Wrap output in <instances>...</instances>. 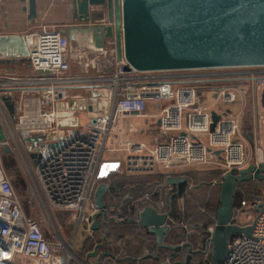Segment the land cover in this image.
Wrapping results in <instances>:
<instances>
[{
    "label": "built area",
    "instance_id": "built-area-1",
    "mask_svg": "<svg viewBox=\"0 0 264 264\" xmlns=\"http://www.w3.org/2000/svg\"><path fill=\"white\" fill-rule=\"evenodd\" d=\"M24 37L32 76L0 77V123L6 136L0 142V264H85L75 254V239L71 242L64 239L59 216L71 213L73 221L78 222L77 229L82 224L90 227L98 211L95 190L108 175L149 176L207 165L220 168L224 174H238L251 163L264 162L261 145L250 157L247 135L241 133L238 116L230 108L237 100L230 82L239 81L243 85L244 81H257L253 94L254 99L259 95L261 101L264 76L209 72L212 69L183 70L196 72L188 75L139 72L134 68L128 71L124 55L118 57L116 42L107 48H97L92 38L89 50L98 54L97 63H101L99 55L112 56L113 72L92 78L72 76L73 48L62 30L43 26ZM205 83L214 84L212 92L226 107L217 112L221 119L213 132L214 110L204 105V91L199 86ZM72 87L106 89L107 106L98 110L94 118L89 117L87 110L73 111L75 103L87 99L86 95L69 94ZM5 98L13 105L12 109ZM98 99L100 104L104 97ZM149 102L159 104L160 108L150 114ZM60 112H73L78 125L61 128ZM81 113L87 114L83 124ZM132 116L158 121V128L168 138L153 146L126 139L125 120ZM62 131L64 139L48 140L52 133L60 136ZM29 138L40 141L32 151L28 146L33 144L26 143ZM4 148L11 152L4 155ZM118 151L124 154L123 168L104 162L105 153ZM218 151L220 155L215 154ZM33 153L37 165L31 157ZM7 156L18 162L27 190L42 210L48 229L26 211L13 174L6 167ZM192 189L189 185L184 195L189 196ZM259 203L264 202H242L234 209L233 222ZM160 214H168V221L171 218L169 213ZM183 227L189 229L187 225ZM214 230L215 226L208 228L210 238ZM163 264L172 263L168 260ZM224 264H264V210L257 218L251 238L240 235L231 239Z\"/></svg>",
    "mask_w": 264,
    "mask_h": 264
},
{
    "label": "water",
    "instance_id": "water-1",
    "mask_svg": "<svg viewBox=\"0 0 264 264\" xmlns=\"http://www.w3.org/2000/svg\"><path fill=\"white\" fill-rule=\"evenodd\" d=\"M27 5L23 11L28 13V21L38 18L37 0H21ZM102 7L104 13L94 12L92 8ZM75 19L78 26L62 30V33L75 42V33L92 35L97 48H107L116 42L118 57L124 55L129 66L139 72L183 71L219 68H242L264 66V0H73ZM107 20V23H92L93 20ZM14 61H29V49L23 35H0V64ZM86 99L74 104L73 111L87 110L94 118L98 110L107 106V91L87 89ZM101 103H98V98ZM9 109V99L5 98ZM261 105L264 108V91ZM67 107L69 105H66ZM62 107V106H61ZM73 112L58 114L61 128L76 127L78 118ZM221 115L212 111L213 132ZM94 121V120H93ZM73 135V131L71 132ZM184 136V134H183ZM252 140L253 135H247ZM5 132L0 123V142L5 140ZM64 139L52 133L48 140ZM39 140L27 139L32 143L28 150L35 149ZM50 148H56L50 145ZM4 155L9 148H4ZM220 155V151L215 153ZM34 164H38L36 154H31ZM254 157V155H253ZM252 181L264 182V162L251 163L238 174L226 172L220 183V206L216 213L214 234L207 241L205 250H194L188 243L173 246L164 243L171 231L168 214H160L153 207L147 206L139 215L138 223L156 236V245L162 249L177 251L188 248V256L211 253L210 264H224L229 254V245L233 236L242 235L251 238L257 218L264 210V203L254 207L258 214L251 225L241 226L234 223L236 191L239 184ZM187 183L186 177H168V186L179 187ZM110 190L107 183H101L95 190L94 199L97 213L93 215L91 230L100 231L106 222L107 203L105 198ZM105 236L102 237V240ZM104 242L97 245L88 254L95 258ZM105 254H101L102 258ZM106 255H112L106 252Z\"/></svg>",
    "mask_w": 264,
    "mask_h": 264
},
{
    "label": "crops",
    "instance_id": "crops-1",
    "mask_svg": "<svg viewBox=\"0 0 264 264\" xmlns=\"http://www.w3.org/2000/svg\"><path fill=\"white\" fill-rule=\"evenodd\" d=\"M26 3H23L21 0H2L0 3V17L3 20V32H0V35H25V30L24 28H19L21 25H19L20 21L22 22V19H26V24L27 26L30 28L28 31H32L34 29H39L43 26H47V27H54L58 30H63L69 27H73V26H78L79 22L75 19V15H74V8H73V0H37V11H38V18L36 20H32L31 22L28 21V13L23 11V8L26 6ZM94 10V12H99V13H104L107 15V11L102 8H92ZM19 12V14H18ZM19 15H23L24 18L21 19V17ZM92 23H107V20L105 19H101V20H93ZM27 32V33H29ZM26 33V34H27ZM75 37V42L71 41V45L73 48V52H72V58L70 59V63H71V75L72 76H79V77H86V78H92V77H96L101 73H112L113 72V58L110 55H99L101 58V63L98 64L96 61V58L98 57V54L94 53L93 51L89 50V46L91 43V38L93 39L92 35H84V34H80V33H75L74 34ZM110 47V46H109ZM101 71H100V70ZM32 76V69H31V65L30 62H23V61H14L11 64H0V77H13V78H25V77H30ZM103 88V87H102ZM106 90V89H104ZM87 89L82 88V87H72L70 88V91H68L69 94L71 95H82L84 96L86 93ZM107 91V90H106ZM205 93L208 92H204V105L212 108L214 111L216 112H220L226 109V107L224 106V104L220 101H217L216 95L212 92L211 95L208 97L205 95ZM18 96V95H17ZM15 96V97H17ZM160 108V105L157 103H152L149 102L148 104V112L150 114L156 112L158 109ZM217 108V109H216ZM152 122L153 126L152 127H146V125ZM125 125L127 128V133L125 138L129 139V140H134V141H140V142H144L150 146L156 145L157 143H159L160 141H165L168 138V135H164L163 132L158 128V121L152 120L151 118L148 119H141L138 117H128L125 120ZM262 127V126H261ZM260 126L257 127L258 130H254V133H252L253 138L252 140H249L248 137V141L250 143H252L253 141H258V138L260 139V141H264V136H262V134L264 135V131L262 130L263 128H261ZM260 132V133H259ZM262 132V134H261ZM249 153V152H248ZM250 157L253 154H249ZM251 159V158H250ZM103 160L106 164H111V165H118L121 168H123L124 166V154L121 151L115 152V153H105ZM6 162V159H5ZM16 162V161H15ZM17 168H18V174L21 175L23 178L25 177L20 169V166L18 164V162L16 163ZM192 175V172H188L185 169H175L173 172L171 173H164L163 171H160L159 173L155 174V175H149L148 178H151L150 180H152L149 184V187L153 186V191L150 193H146L144 196L145 200H151L152 195L156 194L158 192V190L160 189L163 192V195H165V197H163L159 208L158 205L156 207L152 206L157 212L159 213H167V212H163V210L167 207L168 204V198L171 196L173 198L174 195H178L179 193V187H175V186H168L166 184V182H162L160 183L158 180V177L161 175H167V179L168 177H186L187 178V182H188V178L189 175ZM15 175V176H14ZM14 182H15V177L17 176L16 174H14ZM113 176L114 178H118V176H122L121 174H111L108 175L107 177L103 178L101 183H107L110 187V184L105 181L106 179H108V177ZM127 176V175H125ZM130 177V176H127ZM259 182L254 181V185H245L243 190L247 191L248 194L249 192H251V188L256 187V186H260L258 184ZM188 186L191 185L189 183H187ZM218 183L216 182V180L212 181V187L215 188V186ZM220 184V183H219ZM16 185V183H15ZM27 185V184H26ZM188 186L186 187V189L184 190V192L187 190ZM218 186V185H217ZM17 187V186H16ZM200 186H193V190L194 192H198ZM264 189V185L262 187ZM184 192L182 194V197H180V206L183 205L184 202ZM264 193V191H263ZM190 194V192H189ZM215 194V193H214ZM208 196V195H207ZM107 197V196H106ZM170 197V198H171ZM128 199H130L131 197L128 196ZM208 198L211 200V195L208 196ZM212 198H214L212 200V204L215 205L217 204L216 200L217 197L214 195ZM106 200V198H105ZM199 200V199H198ZM219 205L220 206V193H219ZM247 202L251 203L250 200H248ZM217 207V210H218ZM248 214L254 215L252 213V211H248ZM247 214V218L245 217H240L237 221L236 224L241 225V226H248L249 224H251L255 219L250 220L248 217H250ZM118 220H120L119 216L116 217ZM252 221V222H250ZM104 224V223H102ZM172 224H174L177 227L183 228L181 229V231L186 233V240L185 242L189 243L190 237L193 235H200L199 231H198V225L197 224H188L185 223L184 221H176L174 218H170V220L168 221V225L172 226ZM184 225L188 226V230L184 229ZM216 225V224H215ZM103 226V225H102ZM90 233L92 236L93 235V231L90 229ZM88 237V236H87ZM87 240V239H86ZM86 242V241H85ZM184 242V243H185ZM103 243V242H102ZM99 245L96 243V245L90 250L88 251V247L86 249V246L84 244L82 250L80 253L76 252L77 257L79 258H83L84 260H86L88 254L92 253L95 250V247ZM114 246H116V250L112 249L111 250H104V246L102 248L99 249V252L97 254V256L95 258H90L88 262H90L91 264H99L100 263V255L101 254H105L106 252H111L112 255H116L117 252L119 251V249L122 248L123 242L121 240L118 241L117 244H113ZM74 249H75V245H74ZM194 249V248H193ZM196 250V249H195ZM147 255H154L155 252L153 250H148L146 251ZM130 255L133 254V251H130L129 253ZM104 255V256H105ZM103 256V257H104ZM194 256V255H193ZM125 257H128V255H126ZM130 257V256H129ZM119 260L123 261L126 258H118ZM168 261V260H167ZM139 263L141 261H138ZM166 263V262H163ZM161 263V264H163ZM172 263V262H171ZM141 264H148V261L145 262H141ZM175 264V263H172ZM178 264V263H176Z\"/></svg>",
    "mask_w": 264,
    "mask_h": 264
},
{
    "label": "trees",
    "instance_id": "trees-1",
    "mask_svg": "<svg viewBox=\"0 0 264 264\" xmlns=\"http://www.w3.org/2000/svg\"><path fill=\"white\" fill-rule=\"evenodd\" d=\"M202 91L208 89H213L214 84H200L199 85ZM16 162L11 157H6V167L12 174H18V169L16 170ZM189 175V174H188ZM218 175V174H217ZM188 178L189 184H193V175H189ZM151 178H130L125 175L118 176L114 178L113 176L108 177L105 181L110 184V190L106 197L107 203V216L106 222H109V225L106 223L101 225L100 231H96L93 235L98 236L99 243L110 242L117 244L119 240L123 242L122 248L119 249L116 255H105L100 259L99 264H107V260L112 264H141V262L148 261V264H161L169 260L172 263L178 264H210L211 253L208 256L201 254H196L194 256H188V248H183L177 251H172L168 249L159 248L156 245V236L152 234L147 228L142 227L139 223V211L146 208L147 206H154L159 208L161 201L165 195L159 189L158 192L152 195L151 200H145L144 196L146 193L153 191V186L149 187V184L152 180ZM160 183L167 181V175H161L158 177ZM187 183L181 184L179 186L178 195H174L173 198H168L167 207L163 212L170 214V217L174 218L176 221H184L189 224H197L198 231L200 235H193L190 237L189 243L193 246L194 250H205L206 243L210 238L208 233V228L215 226L216 224V213L217 207L219 205V193L217 197V204L213 205L212 203H203L202 206L200 201L193 199L192 196H185L183 202V208H180V197L186 187ZM261 188L264 185V182H259ZM194 185V184H193ZM245 185H254V181L239 184L236 191V203L235 209L240 207L242 202L250 200L251 202H264V193L263 188L262 192L259 190L251 192L244 191L243 188ZM200 186L201 189L204 186H209L212 188V182H199L194 185ZM219 186V185H218ZM260 187V186H259ZM131 198L128 199L127 197ZM186 203H192L194 209L192 213H189L188 218H184L181 214L184 215V206ZM252 213L257 217V213L254 211V208L250 209ZM119 216L120 220L116 217ZM255 217V218H256ZM186 219V220H185ZM252 222V221H251ZM180 227L172 224L171 231L165 237L164 243L167 245H181L186 240V233L181 231ZM89 236L90 238L86 240L85 246L86 249L88 244L91 245L90 251L95 245L93 244L94 236ZM105 236V239L102 240V237ZM239 236V235H237ZM236 237V236H233ZM92 243V244H90ZM93 245V246H92ZM153 250L154 255H147L146 251ZM130 251H133V254L130 255ZM128 255V257H125ZM130 256V257H129ZM118 258H126L121 261ZM138 261H141L140 263Z\"/></svg>",
    "mask_w": 264,
    "mask_h": 264
},
{
    "label": "rangeland",
    "instance_id": "rangeland-1",
    "mask_svg": "<svg viewBox=\"0 0 264 264\" xmlns=\"http://www.w3.org/2000/svg\"><path fill=\"white\" fill-rule=\"evenodd\" d=\"M19 14V12H18ZM22 18L23 15H19ZM23 21L19 23V25H21L19 28H24L25 30V34L27 32H29L28 30L30 29L27 24H26V19H22ZM3 20L0 17V32H3ZM200 72V71H197ZM209 72H213V73H231L233 74H245L247 77L252 76V75H256V76H264V66H260V67H242V68H219V69H212L209 70ZM196 72H192V71H170V72H165L164 74H168V75H188V74H193ZM254 83V86H253ZM257 83V81H256ZM255 82H245L243 83V85L240 84L239 81H234V82H230V86L236 91L237 93V100L236 102L230 106V108L233 110L234 114L236 116H238V120H239V124H240V130L241 133L246 136L249 133H254V130H258L257 127H261L263 128L262 130L264 131V108L261 105V101H259V95L258 97L256 96L254 99V94L253 92H255ZM262 85V84H261ZM257 89V88H256ZM213 90L212 89H208L204 92H208L205 93L206 96H210ZM214 93V92H212ZM262 94V93H261ZM17 96V95H14ZM262 98V95L260 96V100ZM217 109V108H216ZM85 113H81L79 114V116L81 117V124H83L86 120V118L84 117ZM153 124L152 122H149L146 127H152ZM260 130V129H259ZM258 130V131H259ZM260 133V132H259ZM262 134V132H261ZM262 136H264L262 134ZM259 145H261L264 148V141H260V139L258 138V141H253L252 143H250L249 141L247 142V149L249 154H253L255 152V150L259 147ZM16 170L18 169L17 166L15 168ZM186 170L188 172H192L193 175V180H191V182L195 185L196 183L199 184V182L201 181L203 182H212L213 180H216V182L218 183L217 185L219 186H215V188H211L209 186H204L202 187L198 192H194V190L192 189L190 191L189 197L192 196V198L195 199H199L201 205L203 206V203H211L212 200L214 198H212L214 195L217 196L218 192L220 191V184L223 181V175L224 172L223 170H221L220 168H215L213 166L207 165V166H194V167H187ZM218 174V175H217ZM14 175V174H13ZM15 176V175H14ZM146 178L148 179V176H130V178ZM15 183H16V188L18 189L20 196L22 198V201L24 203V207L26 208V211L33 216L38 222L40 223H44V227L45 229H48V222L44 221V217H43V212L42 210L38 207L36 200L34 199V197L28 192L27 190V185H26V181L25 178H23L21 175L17 174V176L15 177ZM193 184H191L192 186H194ZM251 190L256 191L259 190V192L262 190L261 187L256 186L251 188ZM264 191V189L262 190ZM261 191V192H262ZM215 193V194H214ZM211 195V200L208 198V196ZM183 208V206H180V208ZM194 209V206L192 203H186L184 206V215L181 214V216H183L184 218H188L189 213H192ZM90 211V206H88L87 209V213H89ZM248 214V213H247ZM250 216V214H248ZM242 217L247 218V215H243ZM241 217V218H242ZM254 215H251L250 217H248L250 220L254 219ZM186 220V219H185ZM59 221H60V227H61V231L63 232V237L65 240H67L68 242H71L73 239H75V254L80 253L86 239H89L90 237L88 235H91L90 233V229L91 226L88 227L86 224H82L81 227L79 229H77V224L78 222L73 221V216L71 213H64L62 214V216H59ZM253 221V220H252ZM251 222V221H250ZM189 224V223H188ZM92 225V224H91ZM192 225V224H191ZM88 236V237H87ZM93 244L97 243V244H101L99 243V238L98 236L93 235ZM92 244V243H90ZM93 246V245H92ZM88 248H91V245L88 244ZM104 250H111L114 249L116 250V246L113 245V243L110 242H106V245L103 248ZM77 256V255H76ZM107 264H112L111 262H109V260H107Z\"/></svg>",
    "mask_w": 264,
    "mask_h": 264
},
{
    "label": "bare ground",
    "instance_id": "bare-ground-1",
    "mask_svg": "<svg viewBox=\"0 0 264 264\" xmlns=\"http://www.w3.org/2000/svg\"><path fill=\"white\" fill-rule=\"evenodd\" d=\"M70 253H71V251H70ZM71 255H73V254L71 253Z\"/></svg>",
    "mask_w": 264,
    "mask_h": 264
}]
</instances>
